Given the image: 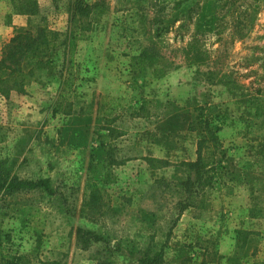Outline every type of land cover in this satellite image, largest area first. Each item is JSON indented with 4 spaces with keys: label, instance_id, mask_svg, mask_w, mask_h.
Segmentation results:
<instances>
[{
    "label": "rangeland",
    "instance_id": "1",
    "mask_svg": "<svg viewBox=\"0 0 264 264\" xmlns=\"http://www.w3.org/2000/svg\"><path fill=\"white\" fill-rule=\"evenodd\" d=\"M38 2L41 14L29 16L0 0V58L20 32L67 31L70 0ZM105 2L107 12L88 20L90 38L75 43L71 114L47 72L26 94H0V159L22 178L49 179L55 191L0 194V226L13 249L31 264H96L101 254L141 264L164 243V264H264V0ZM191 7L199 12L182 16ZM178 12L180 20L167 21ZM154 42L175 61L162 77L154 65H130ZM200 106L228 116L219 132L227 158L213 166L204 205L180 215L188 197L180 182L189 177L182 163L197 158L201 130L189 127L199 125ZM93 185L104 203L97 213L87 206ZM78 227L105 242L82 248Z\"/></svg>",
    "mask_w": 264,
    "mask_h": 264
},
{
    "label": "trees",
    "instance_id": "2",
    "mask_svg": "<svg viewBox=\"0 0 264 264\" xmlns=\"http://www.w3.org/2000/svg\"><path fill=\"white\" fill-rule=\"evenodd\" d=\"M57 1V0H54ZM188 1V0H186ZM14 11L18 14L39 16L41 14L38 0H11ZM108 5L105 0H70V25L65 32L54 31L46 26H41L36 32H20L10 39L2 50L0 58V94L10 98L13 92L26 94L27 85L30 80L37 78L41 72L52 75L59 83L58 103L64 114H71L73 110L72 95L76 92V79L80 75V64L76 60V42L90 38L91 17H98L107 12ZM162 12V10H160ZM193 7L188 9L182 16L193 18L195 14ZM181 12L175 18L167 21L175 23L180 20ZM160 18V17H159ZM158 34L161 33L160 24L157 27ZM60 64V65H59ZM130 65L135 70L145 71L146 68L154 65L155 75L162 77L170 70L175 61H168L154 42V47L145 46L139 54L130 59ZM208 74V72H207ZM212 72H210V75ZM213 75V74H212ZM211 77V76H210ZM216 108V107H214ZM197 117L199 125H190V130L200 129V137L197 147V158L182 163L189 171V177L180 182L183 192L188 195L186 202L180 208V215L186 210L204 205L201 195L206 189L215 186L214 167L220 164V159L227 158V152L223 147L219 132L228 120L225 113L218 112V116L212 114V108L200 106ZM206 110V112H205ZM208 111V112H207ZM217 111V110H216ZM217 157H220L219 159ZM165 164L162 159L154 158V165ZM45 191L49 195L55 193L49 179H26L20 177L7 164L0 159V194L14 196L21 193ZM102 190L98 185H93L90 191V198L87 202L91 212H100L104 203L102 202ZM197 199V201H195ZM199 200V204H198ZM178 215V218L180 217ZM76 240L82 248H89L97 243H104L105 236L93 230L76 228ZM250 231H244L242 246L250 240ZM11 234L0 226V264H31L28 255L13 249ZM166 239H169L167 234ZM98 252H101L98 250ZM164 243L154 252L147 251L139 258L141 264H164L165 263ZM96 264H116L114 260L105 255L96 256ZM50 264H60L51 262Z\"/></svg>",
    "mask_w": 264,
    "mask_h": 264
}]
</instances>
